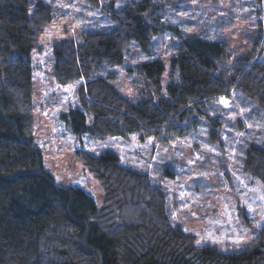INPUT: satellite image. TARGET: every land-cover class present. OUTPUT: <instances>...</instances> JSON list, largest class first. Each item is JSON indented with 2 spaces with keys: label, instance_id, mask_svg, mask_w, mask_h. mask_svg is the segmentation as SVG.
<instances>
[{
  "label": "trees",
  "instance_id": "1",
  "mask_svg": "<svg viewBox=\"0 0 264 264\" xmlns=\"http://www.w3.org/2000/svg\"><path fill=\"white\" fill-rule=\"evenodd\" d=\"M81 1L102 18L54 46L52 71L61 85L84 80L77 99L92 121L87 125L85 114L71 111L65 120L72 133H140L166 145L200 127L221 146L218 112L232 95L257 106L263 116L255 125H262L264 0L253 7L256 21L243 52L166 24L165 0ZM57 12L55 0H0V264H264V226L239 251L196 246L173 226L167 198L150 176L111 153L95 157L77 149L74 155L103 189L100 208L82 189L56 185L33 142L30 55ZM166 36L175 44L164 85L166 67L154 57L160 48L153 42ZM134 46L145 58L128 70L141 87L129 97L112 84L119 78L108 69L123 67ZM243 170L264 183V148L249 147Z\"/></svg>",
  "mask_w": 264,
  "mask_h": 264
},
{
  "label": "rangeland",
  "instance_id": "2",
  "mask_svg": "<svg viewBox=\"0 0 264 264\" xmlns=\"http://www.w3.org/2000/svg\"><path fill=\"white\" fill-rule=\"evenodd\" d=\"M165 1L169 6L162 17L166 24L186 34L223 40L230 48L244 51L256 21L253 13L256 0ZM55 4L61 13H53L52 21L39 38V49L30 55L33 142L42 154L44 170L56 185L82 189L100 208L103 189L74 155L77 149L95 157L111 153L122 166L150 176L152 184L167 198L173 226L193 236L194 245L222 251L247 248L264 226V183L243 170L249 147L264 148V119H260L262 125H255L263 113L257 111V106L248 108L246 99L238 95H232L229 103L221 101L218 112L224 121L221 146L210 143L206 131L200 127L185 137L169 140L166 145L152 137L140 138V133L104 138H93L87 133L75 135L65 120L71 111L85 114L87 125L92 121V115L77 99V89L84 80L66 85L55 81L54 46L77 38L83 28L99 23L102 17L81 0H55ZM174 44L171 36L153 42L160 48L153 50L154 57L166 67L164 85ZM144 58L134 46L123 67L108 69L118 75L119 79L112 84L121 89L119 92L129 97L136 95V86L141 87L128 70Z\"/></svg>",
  "mask_w": 264,
  "mask_h": 264
}]
</instances>
